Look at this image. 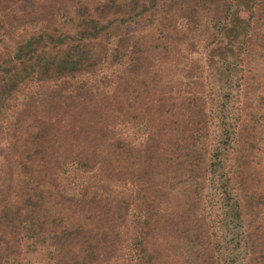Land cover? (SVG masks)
<instances>
[{
  "label": "trees",
  "instance_id": "trees-1",
  "mask_svg": "<svg viewBox=\"0 0 264 264\" xmlns=\"http://www.w3.org/2000/svg\"><path fill=\"white\" fill-rule=\"evenodd\" d=\"M255 2L0 0V34L5 37L0 39V264H30L23 259L26 239L49 245L55 264H117L127 247L133 248L137 264H221L218 243L201 245L206 216L187 207L193 200L168 215L160 206L152 208L156 197L165 194L170 171H184L194 189L226 162L235 178L226 175L224 187L235 181L243 194L237 195L236 205L245 208V199L249 207V196L264 205V193L251 192V152L245 158L239 148L256 129L258 117L250 113L248 121L240 115L234 136L211 152L206 96L198 89L184 92L173 79L175 63L168 77L164 63L189 59L182 40L195 45L209 31H228L243 9L254 4V11ZM46 3L49 7L40 11ZM234 4L238 10L232 17ZM179 18L187 20L180 30L183 39L170 41L168 29L177 30ZM29 22H41L40 28L27 31ZM133 22L145 25L134 34ZM16 31L21 32L17 38ZM106 66L115 68L101 73ZM194 68L195 63L185 76L192 79ZM36 78L43 85L20 95ZM194 81L199 88L202 81ZM119 117L158 123L136 146L116 134ZM210 152L216 161L208 158ZM69 164L98 170L106 181L132 179L137 194H107L103 183L88 195L87 184L80 183V193L70 196L60 181ZM259 218L246 231L252 249L244 264H264L262 206ZM171 220L177 223L172 237L162 234Z\"/></svg>",
  "mask_w": 264,
  "mask_h": 264
},
{
  "label": "rangeland",
  "instance_id": "rangeland-1",
  "mask_svg": "<svg viewBox=\"0 0 264 264\" xmlns=\"http://www.w3.org/2000/svg\"><path fill=\"white\" fill-rule=\"evenodd\" d=\"M250 2L254 3L255 1L250 0ZM255 3V13L254 11L251 12L254 4L250 7L251 10H248V8L243 9L240 19L233 21L227 27L224 26L228 31L225 32V29H223L218 31L216 35L209 31V34H205L206 37L198 40L195 45L188 44L189 40H182L180 46L190 58L180 57V59L166 60L164 64L167 70L164 76L168 77V67L175 63L176 70L172 75L181 89L184 92L188 89H198L206 96L211 133L209 138L210 147H212L211 152L215 151L218 144L229 141L227 136H234L233 128L235 122L239 121L236 118L241 115L242 119L250 121V113L257 115L256 129L249 131L254 136V140L251 134H248L247 136L250 135L249 138H245V141L239 144V148L241 147V153H244V157L246 153L251 152V164L247 169V175H251L253 179V182L249 181L250 187H254L251 192L257 191L260 195V192L264 193V0H257ZM222 4L221 10L224 9V1ZM48 7L49 4L46 3L39 10L45 11ZM233 8L232 17L235 11L238 10L235 4ZM40 25L41 22L34 24L29 22L27 31L39 29ZM144 25V22H133L130 24V28L136 34ZM186 25L187 20L179 18L177 20V30L168 29L170 41L183 39L180 30H185ZM151 26H149V29ZM18 33L21 32L16 31L15 38H17ZM2 35L3 33L0 34V39L4 37ZM189 35L191 36L192 33H189ZM7 38H9L8 35ZM102 39L99 38L95 41L99 42ZM260 41H262L261 44ZM95 45L98 46V44ZM96 52L94 53L96 54ZM194 63V73L196 74L188 73L192 75V79H190L185 74ZM114 68L113 66L103 67L101 73L104 70L111 72ZM245 78L251 83L249 86ZM196 79L202 81L199 88L193 87ZM188 81L191 84H187ZM43 83L42 80L36 78L23 86L19 94L23 95V93L35 90ZM70 85L72 88L73 84ZM75 85H78V83H75ZM134 103L139 105L138 101ZM241 109L246 113L242 114ZM154 123H158V121L139 120L136 117L127 120L119 117L116 119V134L130 140L136 146L142 145L145 143L148 132L154 126L157 127ZM222 128L227 129L226 132ZM211 152L208 158L216 161ZM230 155H225L224 159ZM229 167L230 163L226 162L225 168H222L220 172L219 170L215 172L216 174L208 172L207 176L204 175L200 179V184H195L194 189L186 183L184 171L179 173L170 171V177L165 181V194L156 197L157 204L152 209L154 210L160 206L161 213L168 215L176 209H182V205H185L188 199L193 200L191 205L188 204L187 207L194 209L192 211L196 210L201 217L206 216L203 231L205 234L200 238V241H203H201V245L208 247L207 245L212 246L213 244L215 246L218 243L221 251L220 256H222L220 257L221 264H244L250 261L247 254L252 249L251 246L247 245L246 231L255 227L256 221L260 220V207H264V205L260 206L252 196L247 197L249 207H247L245 199H242L245 208L236 205L237 195H243L242 190L233 183L235 181H227L226 187L223 184L227 180L226 175L231 176L233 174V170ZM219 174L225 175L219 176ZM60 178L63 191L69 195L80 193V183L87 184L88 195L93 193L94 186L101 189L103 183L106 184L107 194L121 196H126L131 192L134 195L137 194L134 191L136 186H134L132 179L106 181L107 178L103 177L100 171L92 169L86 171L73 164H69L67 171L63 172ZM232 178H235V174ZM175 187L178 191L171 193L170 189ZM192 204H194V207ZM261 213L263 214V212ZM130 218L131 220L135 219L133 216ZM176 231L177 223L175 220H171L163 226L162 234L172 237ZM162 234L159 233V236ZM22 246L24 249L23 259H26L30 264H55L52 248L49 245L33 244L30 239H26ZM124 252L125 254L116 261L117 264H137L133 248L127 247Z\"/></svg>",
  "mask_w": 264,
  "mask_h": 264
}]
</instances>
